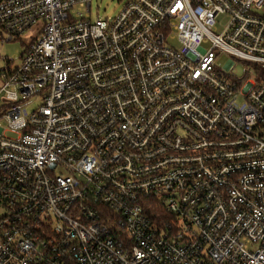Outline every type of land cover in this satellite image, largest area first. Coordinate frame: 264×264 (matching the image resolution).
<instances>
[{
	"label": "built area",
	"instance_id": "obj_1",
	"mask_svg": "<svg viewBox=\"0 0 264 264\" xmlns=\"http://www.w3.org/2000/svg\"><path fill=\"white\" fill-rule=\"evenodd\" d=\"M90 4L0 0V264H264V0Z\"/></svg>",
	"mask_w": 264,
	"mask_h": 264
},
{
	"label": "rangeland",
	"instance_id": "obj_2",
	"mask_svg": "<svg viewBox=\"0 0 264 264\" xmlns=\"http://www.w3.org/2000/svg\"><path fill=\"white\" fill-rule=\"evenodd\" d=\"M90 15L94 20L97 17L102 19H111L114 17L122 8L124 3L127 0H90ZM218 20H223L221 17ZM42 23L38 21L33 24L30 28L26 29L20 35L14 37L12 40H7L4 42H0V68L5 65V59H14V62H18L20 59V55L25 51L27 45L34 39L35 36L39 34ZM217 28L220 30L222 28L221 23H217ZM0 34L5 38V32L0 29ZM229 55L222 53H217L216 64L220 67H223L229 59ZM234 68L236 69V73L239 77H242L244 73L248 75V78H252L254 76V72L250 68V64L246 62H238L235 59ZM40 103L39 99H34L32 102L26 105L28 111L33 110ZM5 123L3 120L0 121V127L3 128Z\"/></svg>",
	"mask_w": 264,
	"mask_h": 264
}]
</instances>
